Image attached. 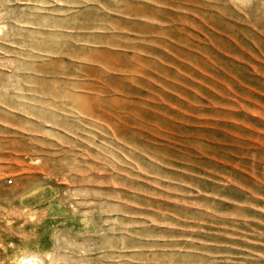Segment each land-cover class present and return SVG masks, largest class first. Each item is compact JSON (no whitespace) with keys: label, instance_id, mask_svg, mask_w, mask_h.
Returning <instances> with one entry per match:
<instances>
[{"label":"rangeland","instance_id":"1","mask_svg":"<svg viewBox=\"0 0 264 264\" xmlns=\"http://www.w3.org/2000/svg\"><path fill=\"white\" fill-rule=\"evenodd\" d=\"M0 264H264V0H0Z\"/></svg>","mask_w":264,"mask_h":264},{"label":"built area","instance_id":"2","mask_svg":"<svg viewBox=\"0 0 264 264\" xmlns=\"http://www.w3.org/2000/svg\"><path fill=\"white\" fill-rule=\"evenodd\" d=\"M6 183L11 185L13 183V181L10 179Z\"/></svg>","mask_w":264,"mask_h":264},{"label":"bare ground","instance_id":"3","mask_svg":"<svg viewBox=\"0 0 264 264\" xmlns=\"http://www.w3.org/2000/svg\"><path fill=\"white\" fill-rule=\"evenodd\" d=\"M32 258H35L34 256ZM42 260V259H41ZM28 261V260H27Z\"/></svg>","mask_w":264,"mask_h":264}]
</instances>
